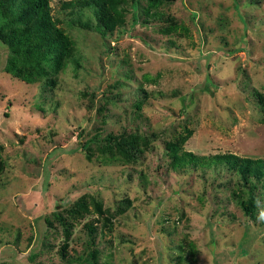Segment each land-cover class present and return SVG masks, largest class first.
Listing matches in <instances>:
<instances>
[{"label": "rangeland", "instance_id": "rangeland-1", "mask_svg": "<svg viewBox=\"0 0 264 264\" xmlns=\"http://www.w3.org/2000/svg\"><path fill=\"white\" fill-rule=\"evenodd\" d=\"M72 1L48 0L67 58L15 62L34 81L0 42V264H264V177L250 220L233 170L165 147L264 157V0H114L102 36Z\"/></svg>", "mask_w": 264, "mask_h": 264}, {"label": "trees", "instance_id": "trees-1", "mask_svg": "<svg viewBox=\"0 0 264 264\" xmlns=\"http://www.w3.org/2000/svg\"><path fill=\"white\" fill-rule=\"evenodd\" d=\"M148 1L158 3L169 0ZM71 3L80 4L91 10L94 22L92 24L81 22L79 26L92 30L100 36L111 30L116 23H121L118 21L120 11L117 13L114 0H73ZM0 42L8 50L3 70L25 82L34 81L43 71V67H35V72L21 70L16 67L15 62L25 63L38 58L47 61L45 54L52 48L55 49V58L59 63L67 58L68 39L53 24L48 0H0ZM141 142L144 140L139 141L138 137L132 134H119L117 137L108 135L102 147L103 150L107 148L109 151H114L121 159L130 161L134 159V152ZM165 147L172 158L170 165L173 169L186 164L198 163L210 166L223 163L228 170H233L241 179L239 181L242 182V188L231 193V197L248 219L255 218L256 203L253 188L256 182L264 177V157L250 158L233 153L210 156H196L186 151L178 153L173 141H168ZM260 222L264 224V220ZM87 257H90L89 252Z\"/></svg>", "mask_w": 264, "mask_h": 264}, {"label": "clouds", "instance_id": "clouds-1", "mask_svg": "<svg viewBox=\"0 0 264 264\" xmlns=\"http://www.w3.org/2000/svg\"><path fill=\"white\" fill-rule=\"evenodd\" d=\"M260 219H261V220H264V213H261V215H260Z\"/></svg>", "mask_w": 264, "mask_h": 264}]
</instances>
